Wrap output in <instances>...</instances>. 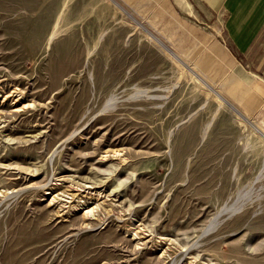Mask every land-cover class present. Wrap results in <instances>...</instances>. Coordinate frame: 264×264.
I'll return each mask as SVG.
<instances>
[{
  "label": "rangeland",
  "instance_id": "374dc122",
  "mask_svg": "<svg viewBox=\"0 0 264 264\" xmlns=\"http://www.w3.org/2000/svg\"><path fill=\"white\" fill-rule=\"evenodd\" d=\"M68 2L0 0V264H264V42Z\"/></svg>",
  "mask_w": 264,
  "mask_h": 264
},
{
  "label": "crops",
  "instance_id": "0c3cea01",
  "mask_svg": "<svg viewBox=\"0 0 264 264\" xmlns=\"http://www.w3.org/2000/svg\"><path fill=\"white\" fill-rule=\"evenodd\" d=\"M83 0H69L66 8L79 9L82 8L83 15L79 21H93L95 20V12L100 6L107 4V1L114 4L115 12L118 14V9H121L126 15H128L134 21H138L137 18L145 17V21L149 20L150 15L148 11L153 10L154 0H87L84 3ZM204 6L217 13V9L224 8L227 15L225 21V34L229 42L233 45L235 43V37H242L244 42L241 47L242 59H245L247 66H255V62H250V49L255 42H264V0H200ZM64 2V1H63ZM176 2L182 7L189 5L187 0H176ZM83 3V4H82ZM79 4V5H78ZM220 4V6H219ZM63 5V3H62ZM60 5V8H62ZM65 8V9H66ZM177 8H180L177 5ZM143 11H146L145 14ZM150 11V12H151ZM84 12V13H83ZM240 14V22L235 26L234 16ZM138 23V22H136ZM139 24V23H138ZM236 27V32H235ZM240 34V35H238ZM260 62L258 59L257 63ZM258 83L264 87V66L263 70L256 74Z\"/></svg>",
  "mask_w": 264,
  "mask_h": 264
},
{
  "label": "bare ground",
  "instance_id": "6f19581e",
  "mask_svg": "<svg viewBox=\"0 0 264 264\" xmlns=\"http://www.w3.org/2000/svg\"><path fill=\"white\" fill-rule=\"evenodd\" d=\"M208 87H209V89L211 90V91H213L214 93H215V91H214V89L213 88H211L209 85H207ZM215 94H217V93H215ZM218 96H219V94H217ZM255 127V129L264 137V133L257 127V126H254ZM103 157H107V156H103ZM53 201H54V198L52 199ZM94 209L95 208H86L85 209V212H84V215L87 217V218H89V217H91L93 214H94Z\"/></svg>",
  "mask_w": 264,
  "mask_h": 264
},
{
  "label": "water",
  "instance_id": "95a60500",
  "mask_svg": "<svg viewBox=\"0 0 264 264\" xmlns=\"http://www.w3.org/2000/svg\"><path fill=\"white\" fill-rule=\"evenodd\" d=\"M166 50L171 54V55H173L175 58H177L176 57V55L171 51V50H169L167 47H166ZM220 97V96H219ZM221 99L231 108V109H233V111H235L236 113H238L243 119H246L233 105H231L230 103H228L225 99H223L222 97H221Z\"/></svg>",
  "mask_w": 264,
  "mask_h": 264
}]
</instances>
